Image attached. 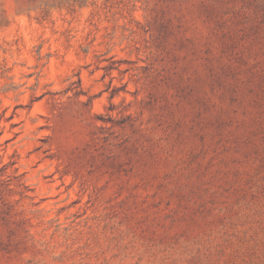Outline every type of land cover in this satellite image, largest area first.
Returning <instances> with one entry per match:
<instances>
[{
  "label": "rangeland",
  "instance_id": "obj_1",
  "mask_svg": "<svg viewBox=\"0 0 264 264\" xmlns=\"http://www.w3.org/2000/svg\"><path fill=\"white\" fill-rule=\"evenodd\" d=\"M0 264H264V0H0Z\"/></svg>",
  "mask_w": 264,
  "mask_h": 264
}]
</instances>
